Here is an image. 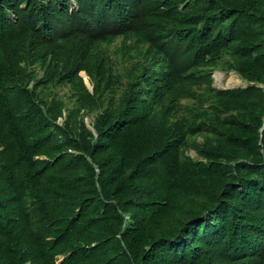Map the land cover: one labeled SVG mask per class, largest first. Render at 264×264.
Returning a JSON list of instances; mask_svg holds the SVG:
<instances>
[{
    "label": "trees",
    "instance_id": "16d2710c",
    "mask_svg": "<svg viewBox=\"0 0 264 264\" xmlns=\"http://www.w3.org/2000/svg\"><path fill=\"white\" fill-rule=\"evenodd\" d=\"M0 264H264V0H0Z\"/></svg>",
    "mask_w": 264,
    "mask_h": 264
},
{
    "label": "rangeland",
    "instance_id": "374dc122",
    "mask_svg": "<svg viewBox=\"0 0 264 264\" xmlns=\"http://www.w3.org/2000/svg\"><path fill=\"white\" fill-rule=\"evenodd\" d=\"M121 43H122V40L121 39H119V40H116L115 41V43L113 44V45H111V46H107L106 47V49H107V52L109 53V54H114V52H115V50L121 45ZM215 72H221V73H223L224 74V76H223V87H221V88H217L216 86L214 87V88H216V89H228V88H239V87H245V86H247L248 85V82H246V81H244L236 72H234V71H225V70H222V69H220V70H217V71H215ZM214 72V73H215ZM214 73H213V80H214V82H213V84L214 85H216L215 84V78H214ZM235 79V80H234ZM229 80H232V83L233 84H231V85H228V82H230ZM86 82H87V85L91 88V83H90V80L89 79H86ZM60 91V94L61 95H65L66 94V101L68 102V107L69 108H72V103L69 101L70 99L68 98L70 95V89L67 87V88H64V89H62V90H59ZM69 95V96H68ZM190 103H192V102H190ZM188 105H190L189 104V102H184V107L185 108H187V106ZM191 106V105H190ZM64 120V119H63ZM61 121L60 119L58 120V122L59 123H63L64 121ZM84 120H85V122H86V125L89 127V128H91V129H93V126H92V123L94 122V120H95V115H86L85 117H84ZM197 139L198 140H202V136H198L197 137ZM194 141V139H189V143H190V147L188 148V150H187V154L189 155V156H191V157H194V158H196L197 157V155H196V152H195V150L192 148V142ZM64 256L61 258V257H59L58 258V260H59V262H62L63 260H64Z\"/></svg>",
    "mask_w": 264,
    "mask_h": 264
},
{
    "label": "bare ground",
    "instance_id": "6f19581e",
    "mask_svg": "<svg viewBox=\"0 0 264 264\" xmlns=\"http://www.w3.org/2000/svg\"><path fill=\"white\" fill-rule=\"evenodd\" d=\"M223 76H224V74L223 73H221V72H215L214 73V78H215V86L218 88H221V87H223L224 85H223ZM235 80V79H234ZM230 82H228V85H231V84H233L232 83V80H229ZM59 257H63V256H59Z\"/></svg>",
    "mask_w": 264,
    "mask_h": 264
},
{
    "label": "water",
    "instance_id": "95a60500",
    "mask_svg": "<svg viewBox=\"0 0 264 264\" xmlns=\"http://www.w3.org/2000/svg\"><path fill=\"white\" fill-rule=\"evenodd\" d=\"M87 76V75H86ZM83 77V76H82ZM87 79H88V76H87ZM84 80H85V83L87 84V82H86V78L84 77ZM213 86L215 87V85L213 84ZM89 87V86H88ZM90 88V87H89ZM90 90H93V86L91 85V88H90ZM95 130V129H94Z\"/></svg>",
    "mask_w": 264,
    "mask_h": 264
},
{
    "label": "clouds",
    "instance_id": "9594fccd",
    "mask_svg": "<svg viewBox=\"0 0 264 264\" xmlns=\"http://www.w3.org/2000/svg\"><path fill=\"white\" fill-rule=\"evenodd\" d=\"M82 73H85L86 74V72H82ZM82 73H81V76H83L82 75ZM87 75V74H86ZM88 76V75H87ZM83 79H84V76H83ZM88 79H89V76H88ZM90 80V79H89ZM85 81V80H84ZM87 85V84H86ZM88 86V85H87Z\"/></svg>",
    "mask_w": 264,
    "mask_h": 264
},
{
    "label": "built area",
    "instance_id": "2783aa9c",
    "mask_svg": "<svg viewBox=\"0 0 264 264\" xmlns=\"http://www.w3.org/2000/svg\"><path fill=\"white\" fill-rule=\"evenodd\" d=\"M63 119H64V118H62V117L60 118L61 121H62ZM63 121H64V120H63ZM60 124H62V123H60Z\"/></svg>",
    "mask_w": 264,
    "mask_h": 264
}]
</instances>
